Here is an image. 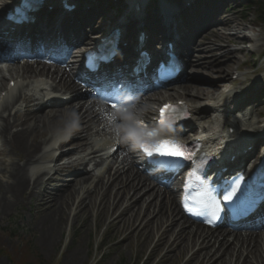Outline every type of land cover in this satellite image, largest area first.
I'll list each match as a JSON object with an SVG mask.
<instances>
[{"label":"bare ground","instance_id":"obj_1","mask_svg":"<svg viewBox=\"0 0 264 264\" xmlns=\"http://www.w3.org/2000/svg\"><path fill=\"white\" fill-rule=\"evenodd\" d=\"M7 1L9 0H0V4L3 6ZM215 38L222 49L219 55H216L215 49L210 48L209 45L204 47L207 53L203 56L206 57L196 55L197 64L203 65L209 77L204 84H194L189 87L187 99L191 102L200 103L216 98L220 94L224 96L232 92L230 89L227 90L228 86L226 87L223 82L229 80L228 74L238 64L236 55L242 47L229 49L227 43H239L241 39L235 30L217 34ZM254 42L259 41L254 40ZM223 65L225 68L222 67ZM45 69L49 68L42 66L41 70L45 71ZM32 71L35 72L33 67L22 69L23 73L32 74ZM219 74L221 79L218 77ZM51 75L58 77L56 71H51ZM59 78L64 87L70 86L62 76ZM8 84L1 81L0 91L9 92ZM22 93L20 92L18 100L22 101L24 105L21 104V107H23L15 114L3 116L7 119L1 118L3 120L0 122V135L9 146L8 149L11 152L18 151L25 158L23 166H18L20 163L13 161L9 169L0 171L1 175L6 174L9 178L4 180V184L0 183V213L4 215L10 214L16 206L24 204L25 196L28 199L37 197L46 172L31 178L29 170L34 164L32 159L45 143L49 133L57 126L69 122L68 126L75 131V138L85 142L92 124L106 122L104 127L109 125L108 121H104L99 113L87 105V100L79 102L77 108L66 105L64 108L26 116L21 113L32 112L33 103ZM208 111L210 109H204L202 112ZM11 117L13 121L10 120ZM14 126H22V128L11 131ZM78 148L85 150V143L78 145ZM78 148L77 151H82ZM83 162L85 161L81 158L78 164ZM119 164L123 167L117 168L113 174L108 173L105 178L98 177L92 180L91 185L89 181L92 176L87 173L75 177L62 191L57 190L55 194L49 192L43 195L46 196L40 199L43 213L35 225L36 229L40 230L39 241L43 248L53 249L56 246L69 222L71 212L75 210L73 218L78 220L84 215V226L87 229L92 220L97 224L108 221L111 234L122 237L118 245L134 237H137L138 241L147 238V247L151 249L148 258L162 251L164 258L172 256L173 253L176 256L175 264H189L188 262L199 257L201 259L194 264H264V230L230 233L213 231L202 226L185 227L184 224L187 223H178L176 211L179 207L171 191L149 180L129 154H126ZM3 178L5 177L2 176L0 180L3 181ZM47 181L48 188L52 179L49 178ZM138 195L140 197H137ZM149 196L160 199L159 204L157 205L154 200L147 202L145 197ZM139 200L141 204H137ZM213 240L216 241V245L212 249V245L208 248ZM189 253L191 255L186 259ZM80 255L81 248L76 247L71 254H68L70 262L77 264L76 260Z\"/></svg>","mask_w":264,"mask_h":264},{"label":"rangeland","instance_id":"obj_2","mask_svg":"<svg viewBox=\"0 0 264 264\" xmlns=\"http://www.w3.org/2000/svg\"><path fill=\"white\" fill-rule=\"evenodd\" d=\"M260 2L264 3V0H260ZM250 9L251 13L248 17L249 20H255L256 15L261 14L263 18L261 20V25L264 30V13L260 12L257 6H253ZM238 33L239 36H242V33ZM199 50H201V48ZM247 56L249 57V54ZM241 59L244 60L246 58L243 55ZM222 67L225 68L224 65ZM211 69L213 70V68ZM204 75L209 77L207 71L204 72ZM218 76L221 77L220 74ZM204 81L206 80L196 83L200 85L204 84ZM252 115L255 117V114ZM246 121L254 122L251 118L246 119ZM2 153H4V155L0 154V160L6 163H8L7 160L17 161V159H19L17 155L7 156L5 149ZM67 177L68 176H64L63 178ZM61 185L62 182H58L54 187L56 186L58 188ZM44 197L40 195L36 198V204L34 203V199L31 203L26 201L24 205L17 207L15 211L12 212L10 218L8 217L0 222V264H73L70 262L68 254H71L76 247L81 248V255L76 260L77 264L145 263L149 252L147 248V238L143 240L140 239L138 246L135 243L136 237L118 245L117 242L120 241L121 236L111 234L109 231L106 234L105 227L98 228V231L95 232L94 220L87 229V227L84 226L85 216L83 215L80 219L75 221L72 219V213L56 246L53 249L43 248L39 241L40 230L36 229L35 225L43 213L38 203L40 199ZM101 240H103L104 243L96 249L95 247ZM158 253L159 252H157V254ZM157 256L158 255L149 259V263L147 264H175L176 256L174 255L167 257L166 261L161 262L157 260Z\"/></svg>","mask_w":264,"mask_h":264},{"label":"snow or ice","instance_id":"obj_3","mask_svg":"<svg viewBox=\"0 0 264 264\" xmlns=\"http://www.w3.org/2000/svg\"><path fill=\"white\" fill-rule=\"evenodd\" d=\"M113 107H115V105H113ZM175 109H176L175 105L165 104L160 109V117H161L160 122L163 123L164 118L166 116H170L175 111ZM136 123L139 124V126L143 129L147 128V125H145L143 121H137ZM145 135L148 137H154L156 136V133L154 131H147ZM141 147L148 156L159 155V156H169V157H176L182 159L191 158V154L185 151L186 146L177 140L161 139V140H157L153 144L143 143L141 144ZM234 194H235V189H233V191L231 192H228L224 196V199L230 200Z\"/></svg>","mask_w":264,"mask_h":264}]
</instances>
